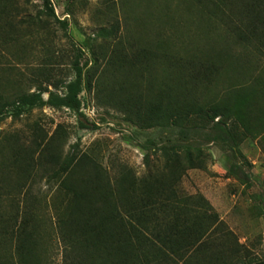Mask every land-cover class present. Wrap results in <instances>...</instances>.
Here are the masks:
<instances>
[{
    "label": "rangeland",
    "instance_id": "rangeland-1",
    "mask_svg": "<svg viewBox=\"0 0 264 264\" xmlns=\"http://www.w3.org/2000/svg\"><path fill=\"white\" fill-rule=\"evenodd\" d=\"M49 1L57 18L67 23L66 28L48 22L45 17L42 20L46 25L35 21V26L29 28L22 24L27 16L34 18L44 12V0H9L10 6L0 8L1 98L11 97L12 92L36 91L34 83L26 79L38 77L43 68L50 70L53 80H75L73 65L79 58L82 67L89 63L85 72L91 68V74L95 75L93 88L80 96L82 116L66 108L45 107L28 111L17 119L7 117L0 124V214L24 210L25 200L32 203L34 199L42 201V209L47 213L42 226L52 231L54 239L49 264H64L62 244L56 236V228L53 231L55 220L51 219L53 213L49 211L57 185L49 182L51 172H41L35 165L26 171L27 167L21 164L12 171V149L15 153V147L25 148L42 140L45 145L49 140L60 138L56 147L62 159L86 153L102 166L111 181L121 179L125 168L132 172L136 182L162 171L167 175L169 170L164 169L166 162L162 152L156 149L182 141L178 130L142 129L128 122L127 116L111 104L109 98L119 95L121 88L123 96L141 94L143 87L149 85L150 74L157 81L168 83L165 86L167 93L178 84L176 63H165L163 48L155 47L156 41H168L172 47L167 52L181 63L187 61L195 68L202 60L208 65L212 82L207 89L198 91L202 99L209 100L232 89L240 92L239 97L249 96L247 91L255 87L259 89L261 84L255 79L264 80V54L253 46L239 44L232 27L211 16L207 11L209 7L200 5L199 0ZM236 18L233 21L238 22L239 17ZM113 26L118 28L115 34H101L102 29L110 30ZM14 32H18L19 37L21 33L25 36L15 44H9L7 50L1 43H8ZM138 46L153 50L157 64L152 68L143 64L137 70L130 66V61L123 68L122 63L116 68L115 65L108 67L112 57L120 58L122 52L131 59ZM22 80L29 85L23 84ZM41 81L44 86L49 84L43 78ZM6 83H9V94L6 93L9 91ZM136 85L141 88L137 90ZM49 89L63 93L52 86ZM143 94L150 101L159 95L156 92L154 96L148 90ZM47 98L45 94L44 99ZM258 99L261 106H257ZM253 104L257 107L255 111L264 110L262 91H255ZM197 142L204 144L198 138H192L190 143ZM203 149L208 155L205 169L186 171L176 185L179 196H189L195 201L198 196L205 198L212 208L208 213L218 216L206 239L223 243L221 248H226L227 253L236 251L231 254L233 261L264 263V135L248 138L240 146L242 155L252 166H242L243 172L255 177L251 186L244 182L241 173H230L235 161L226 146L205 143ZM147 154L150 155L151 168L145 163ZM238 164H242V160L239 159ZM149 239L152 252L161 246L155 236ZM4 252L0 249L1 254ZM154 255L149 253L145 264H178L176 259L162 255L156 262Z\"/></svg>",
    "mask_w": 264,
    "mask_h": 264
},
{
    "label": "trees",
    "instance_id": "trees-1",
    "mask_svg": "<svg viewBox=\"0 0 264 264\" xmlns=\"http://www.w3.org/2000/svg\"><path fill=\"white\" fill-rule=\"evenodd\" d=\"M8 1H1L0 8L10 6ZM199 4L209 7L208 13L215 19L231 26L239 44L253 46L264 54V0H199ZM44 8L39 16H27L22 24L31 28L35 21L43 24L42 17H45L48 22H56L66 28L67 23L57 18L49 0H44ZM236 17H239L238 22L233 21ZM117 30L113 26L100 32L103 36H111ZM18 34L14 32L8 43L2 41V46L9 50V44H15L25 36V33L20 37ZM154 44L163 48L166 64L176 63L178 84L167 93L165 86L168 83L159 82L150 74L149 85L146 88L141 85L144 88L141 94L123 96L121 88L120 94L110 97L109 102L127 116L128 122L142 129L178 130L182 141L156 149L162 152L166 162L164 169L169 170L167 175L162 171L159 175L147 176L136 182L132 172L125 168L121 179L111 181L102 166L86 153L62 159L56 147L60 138L49 140L45 145L42 140L25 148L15 147V153L12 149V171L21 164L27 167L26 171L35 165L41 172H51L49 182L57 185L49 211L53 213L51 219L55 220L53 231L56 228V236L62 244L64 264H145L149 253L155 254L156 262L161 259L160 255L174 260L189 254L193 246L207 238L218 219L217 215L208 213L212 208L205 198L198 196L195 201L189 196L180 197L176 188L186 171L205 169L208 159L203 149L205 143L226 146L235 161L230 173H241L248 186L254 182L255 177L251 173L242 171V166H252L242 155L240 146L248 138L264 135V110L255 111L257 107L253 104L255 91L264 93V80L255 79L261 86L247 91L249 96L239 97L240 92L232 89L221 97L202 99L198 89L202 92L212 82L208 65L202 60L195 68L187 61L181 63L180 59L167 52L172 46L166 40ZM137 49L131 54V59L118 51L121 57H112L108 67L115 65L116 68L122 63L123 68L128 61L135 70L145 64L147 68L157 64L153 50L142 46ZM79 59L73 65V81L53 80L50 70L43 68L39 70L38 77L26 79L34 83L36 91L12 92L6 99L1 95L0 124L7 117L17 119L28 111L45 107L66 108L82 116L80 96L84 91H92L95 75L91 74V68L85 72L89 63L82 67ZM22 78L25 79L23 75ZM42 78L49 83L47 86L42 83ZM28 82L22 80L27 86ZM5 86L9 90V83ZM50 86L63 93L51 92ZM136 87L137 90L141 88ZM147 90L154 96L156 92L159 95L150 101L143 94ZM45 94L48 95L46 100ZM258 100L257 106H261ZM192 138L201 139L204 144L190 143ZM184 141L188 143H182ZM239 159L242 164H238ZM145 163L148 168L152 167L149 154ZM34 200V203L25 200L22 211L0 214V249L5 251L0 253V264H49L48 256L54 245L53 233L42 226L47 217L42 209L43 202ZM149 235L155 236L161 244L153 252ZM235 253L231 252L232 255Z\"/></svg>",
    "mask_w": 264,
    "mask_h": 264
},
{
    "label": "crops",
    "instance_id": "crops-1",
    "mask_svg": "<svg viewBox=\"0 0 264 264\" xmlns=\"http://www.w3.org/2000/svg\"><path fill=\"white\" fill-rule=\"evenodd\" d=\"M223 243L207 240L206 238L191 248L183 258H174L178 264H241L233 261Z\"/></svg>",
    "mask_w": 264,
    "mask_h": 264
}]
</instances>
